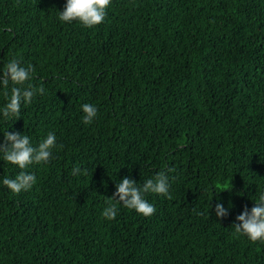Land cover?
<instances>
[{"label":"trees","instance_id":"obj_1","mask_svg":"<svg viewBox=\"0 0 264 264\" xmlns=\"http://www.w3.org/2000/svg\"><path fill=\"white\" fill-rule=\"evenodd\" d=\"M64 2L0 0V67L30 63L46 90L0 142L59 146L26 169L30 190L0 184V264H264L233 225L264 190V0H112L93 28L61 23ZM19 171L0 160V179ZM158 172L170 194H146L152 215H101L119 179Z\"/></svg>","mask_w":264,"mask_h":264},{"label":"clouds","instance_id":"obj_2","mask_svg":"<svg viewBox=\"0 0 264 264\" xmlns=\"http://www.w3.org/2000/svg\"><path fill=\"white\" fill-rule=\"evenodd\" d=\"M112 0H65L62 10L58 11L61 23H79L82 27L93 28L104 22ZM34 68L32 64H23L15 56L10 57L0 67V94L5 102L0 104V122L19 119L21 109L29 105L34 96L45 93L43 85L38 87L31 83ZM83 115L82 122L91 124L97 117V107L92 103L80 105ZM4 140L0 142V160L16 166L19 171L14 177L4 176L0 184L7 187L13 194L28 191L36 183V177L26 171L31 165L47 163L52 157L53 150L58 148L57 137L54 131H48L38 143H33L31 138L17 131H3ZM73 175H82L79 165L71 170ZM115 192L108 197L106 207L101 215L108 220L114 219L118 214V204L134 210L143 216H150L155 207L145 197L148 193L162 194L167 197L170 189L169 177L164 172H158L150 178L139 183L128 176L115 183ZM254 205L249 209L244 207L233 222L235 232L246 237L251 242L264 243V190L255 194ZM222 203L215 204L217 217L227 216L229 208Z\"/></svg>","mask_w":264,"mask_h":264}]
</instances>
